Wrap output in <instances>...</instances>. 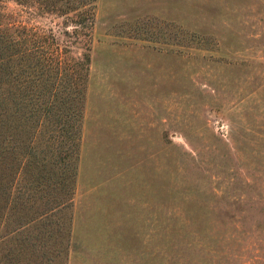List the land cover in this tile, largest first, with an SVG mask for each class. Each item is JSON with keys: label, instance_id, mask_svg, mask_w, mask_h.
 Instances as JSON below:
<instances>
[{"label": "rangeland", "instance_id": "rangeland-1", "mask_svg": "<svg viewBox=\"0 0 264 264\" xmlns=\"http://www.w3.org/2000/svg\"><path fill=\"white\" fill-rule=\"evenodd\" d=\"M0 9L89 59L59 264H264V0H95L85 26Z\"/></svg>", "mask_w": 264, "mask_h": 264}, {"label": "trees", "instance_id": "trees-1", "mask_svg": "<svg viewBox=\"0 0 264 264\" xmlns=\"http://www.w3.org/2000/svg\"><path fill=\"white\" fill-rule=\"evenodd\" d=\"M16 1L85 26L95 0ZM2 17L0 9V216L2 208L10 217L13 188L21 194L0 264H59L71 233L89 59L71 57L52 28Z\"/></svg>", "mask_w": 264, "mask_h": 264}]
</instances>
